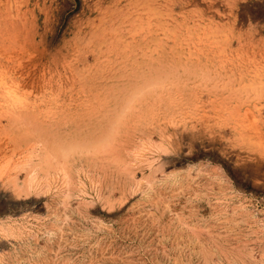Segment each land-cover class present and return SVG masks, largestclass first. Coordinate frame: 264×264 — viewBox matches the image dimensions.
I'll list each match as a JSON object with an SVG mask.
<instances>
[{
  "label": "rangeland",
  "instance_id": "rangeland-1",
  "mask_svg": "<svg viewBox=\"0 0 264 264\" xmlns=\"http://www.w3.org/2000/svg\"><path fill=\"white\" fill-rule=\"evenodd\" d=\"M0 264H264V0H0Z\"/></svg>",
  "mask_w": 264,
  "mask_h": 264
},
{
  "label": "bare ground",
  "instance_id": "bare-ground-1",
  "mask_svg": "<svg viewBox=\"0 0 264 264\" xmlns=\"http://www.w3.org/2000/svg\"><path fill=\"white\" fill-rule=\"evenodd\" d=\"M189 5H190V4H189ZM135 78H136V77H135ZM133 81H134V80H133ZM121 89H122V88H121ZM111 91H112V90H111ZM102 92H103V91H102ZM116 92H117V91H116ZM136 93H137V91H136ZM136 93H135V94H136ZM131 94H132V93H131ZM137 94H138V93H137ZM121 96H122V95H121ZM136 96H137V95H136ZM126 97H129V96H127V94H126ZM129 98H130V97H129ZM131 98H134V96L132 97V95H131ZM135 98H136V97H135ZM113 99H114V98H113ZM118 100H119V99H118ZM130 100H132V99H130ZM139 100H140V99H139ZM100 101H101V100H100ZM125 101H127V100H125ZM132 101H133V100H132ZM128 102L131 103L130 101H128ZM128 102H127V103H128ZM134 102H135V101H134ZM97 104H98V103H97ZM124 104H125V103H124ZM126 106H127V105H124V109L122 110V113L126 110L125 108L128 107V106H127V107H126ZM90 107H91V106H90ZM92 107H93V106H92ZM96 107H97V106H96ZM96 107H95V108H96ZM122 107H123V106H122ZM132 107H133V106H132ZM115 110H116V109H115ZM118 110H119V109H118ZM127 110H128V109H127ZM116 111H117V110H116ZM120 111H121V108H120L119 112H120ZM120 114H121V112L119 113L118 116H120ZM121 115H122V114H121ZM159 115H160V114H159ZM119 119H120V117H119ZM115 121H116V120H115ZM107 124H108V123H107ZM111 124H112V123H111ZM116 125H117V124H116ZM87 126H88V125H87ZM114 126H115V125H114ZM116 127H117V126H116ZM113 129H114V127H113ZM107 132H108V131H107ZM110 136H111V135H110ZM100 138H101V137H100ZM63 140H64V139H63ZM95 140H96V139H95ZM95 140H93V141L95 142ZM97 140H98V139H97ZM104 141H105V140L103 139V140H102L103 144H104ZM90 142H91V141H90ZM149 142H150V141H149ZM60 143H61V142H60ZM82 143H83V142H82ZM82 143H81V144H82ZM97 143L100 144L101 142H100V141H99V142L97 141ZM61 144H62V143H61ZM73 144H74V142H73ZM84 144H85L84 146H86V145L88 144L87 146H88V148L90 149L91 144H89V143H84ZM92 144H93V143H92ZM98 144H97V145H98ZM79 145H80V144H79ZM89 145H90V146H89ZM95 145H96V144L92 145V147L95 146ZM62 146H63V145H62ZM101 147H102V145H101ZM86 148H87V147H86ZM94 148H95V147H94ZM168 148H169V147H168ZM56 149H57V148H56ZM83 149H84V148H83ZM91 149H92V148H91ZM95 149L98 150L99 148H95ZM102 149H103V147H102ZM92 150H94V149H92ZM100 150H101V149H100ZM55 151H56V150H55ZM66 151H67V150H66ZM87 151H88V150H87ZM58 152H59V151H58ZM67 153H68V152H67ZM57 154H58V153H57ZM92 155H93V154H92ZM61 158H62V157H61ZM30 183H31V182H30Z\"/></svg>",
  "mask_w": 264,
  "mask_h": 264
}]
</instances>
